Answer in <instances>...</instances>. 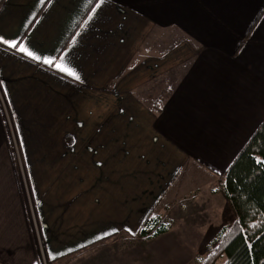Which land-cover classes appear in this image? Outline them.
I'll list each match as a JSON object with an SVG mask.
<instances>
[{"label": "crops", "instance_id": "crops-1", "mask_svg": "<svg viewBox=\"0 0 264 264\" xmlns=\"http://www.w3.org/2000/svg\"><path fill=\"white\" fill-rule=\"evenodd\" d=\"M99 3L0 0V36L42 58L0 43V95L40 231L0 99V264H40L137 232L181 197L173 185L187 161L224 177L264 120V0H104L92 12ZM157 30L179 42L142 56ZM61 57L79 80L42 62ZM158 78L172 84L154 112L140 90ZM166 194L175 196L164 203Z\"/></svg>", "mask_w": 264, "mask_h": 264}, {"label": "rangeland", "instance_id": "rangeland-1", "mask_svg": "<svg viewBox=\"0 0 264 264\" xmlns=\"http://www.w3.org/2000/svg\"><path fill=\"white\" fill-rule=\"evenodd\" d=\"M176 42H179L177 33L171 34L167 30H157L148 38L146 46L142 47L141 55L160 56L171 45L177 44ZM172 73L175 77L180 72L174 70ZM160 79H156L158 81L155 89L148 90L146 86L140 90L143 97L141 101L153 111L162 106L167 96L165 94L172 84L165 80L160 82ZM140 92L138 90L139 95ZM0 97L14 168L28 192L35 235L40 239L22 148L9 108L4 102L3 95ZM139 181L141 186L147 182L141 179ZM223 181V176L215 177L200 164L189 160L184 164L173 185L175 187L173 193L176 195L179 192L181 197L173 200L162 211L151 215L159 217V225L167 227L165 232L150 236L153 232L151 231L148 236L141 237L138 234L139 230L128 232L126 229H120L119 232L88 245V248L84 250L78 249L54 260L47 259L46 255H43L40 264H222L225 256L214 258L211 253H213L218 232L230 226L236 219V213L224 194ZM132 185L133 181L130 178L125 181L124 188H129L127 190L131 191ZM175 195L166 194L164 203L168 201V197ZM132 230L135 231V229ZM206 258H208L207 262L204 261Z\"/></svg>", "mask_w": 264, "mask_h": 264}, {"label": "trees", "instance_id": "trees-1", "mask_svg": "<svg viewBox=\"0 0 264 264\" xmlns=\"http://www.w3.org/2000/svg\"><path fill=\"white\" fill-rule=\"evenodd\" d=\"M223 191L236 219L218 232L211 255L225 256L222 264H264V120L226 169ZM159 221L158 216L147 215L139 236L165 232L167 227Z\"/></svg>", "mask_w": 264, "mask_h": 264}, {"label": "snow or ice", "instance_id": "snow-or-ice-1", "mask_svg": "<svg viewBox=\"0 0 264 264\" xmlns=\"http://www.w3.org/2000/svg\"><path fill=\"white\" fill-rule=\"evenodd\" d=\"M40 3H43L44 0H39ZM104 0H100L99 4H96V6L94 8L91 9L92 12H95L97 8H99L101 6V4H103ZM89 19H91V17H89ZM0 43L8 45L9 47H11L12 49H15L17 51H19L20 53L26 54L28 57L36 60V61H41L42 58L38 55H36L33 51H31L24 43H18L17 40H7L5 38H3L2 36H0ZM61 63H55L54 64V60L51 58H43V63L48 64L50 66H53L66 73L67 75L73 77L76 80L80 79L79 74L74 71L73 69H71L70 67H67L64 65V57L60 58ZM107 235V234H106Z\"/></svg>", "mask_w": 264, "mask_h": 264}]
</instances>
